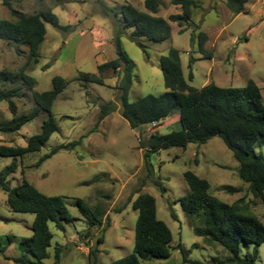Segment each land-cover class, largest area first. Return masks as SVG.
<instances>
[{"label":"rangeland","instance_id":"1","mask_svg":"<svg viewBox=\"0 0 264 264\" xmlns=\"http://www.w3.org/2000/svg\"><path fill=\"white\" fill-rule=\"evenodd\" d=\"M192 1L200 9L193 11L189 25L180 27L172 23L168 41L157 44L140 39L148 47L146 53L129 39L131 29H126L121 36L122 49L135 64L129 101L135 103L147 95L160 96L166 92L160 62L171 48L180 51L184 76L191 87L202 89L215 84L244 88L252 80L261 90L264 101V0H248L245 12L239 16L227 8L224 0ZM9 2L15 13L0 1V20L17 21L20 14L33 15L41 10H51L61 25L71 26L65 33L46 25L47 34L40 46L39 61L27 66L25 71L36 81L33 90L18 78L27 64L29 48L15 47L0 40V92L15 87L22 89L13 99L17 106L16 116L11 113L7 101L0 103V125L35 110L33 94L51 91L55 77L68 82L52 108L57 132L41 151L17 159V172L8 180L9 186L16 188L25 178L44 195L62 197L69 212L70 222L59 220L64 231L57 228V223H49L53 235L50 258L42 264H54L58 247L62 248L59 264H111L133 254L138 219V211L133 205L138 197L146 194L156 199L157 218L170 228L173 247L181 243L188 259L203 264H213L214 258L227 259L230 253L224 247L195 234L204 228L202 216L190 215L182 206L181 199L190 192L185 177L187 172L207 180L211 194L216 198L229 205L240 203L245 212L257 216L264 224V203L252 192L250 184L241 179L240 164L220 137L206 143H191L186 148L151 151L150 135L179 130L177 117L165 121L162 127L132 129L121 115L120 72L110 70L102 74L104 85L79 80L82 72L99 76L98 67L117 58L115 40L124 27L121 10L131 4L146 12L145 0ZM161 2V10L155 17L168 20L170 15L181 13L180 6L172 5L171 0ZM186 28V33H179ZM203 34L206 40L201 51L199 44ZM191 59L195 63L192 66L194 80L190 82L188 65ZM108 103H113L116 111L98 125L102 106ZM48 118L47 112L40 111L37 118L19 132L0 133V145L26 147L29 139L41 132ZM74 142L79 143L61 149L41 167H34L55 147ZM261 152L264 155V144L257 150V153ZM13 162V158L0 156V172ZM226 186L239 191L226 193ZM77 200H82L93 211L99 208L105 213L102 225L97 223L91 227L80 213ZM34 219L33 214L12 212L7 195L0 190V250L6 248L5 256L16 258L21 255L16 243H7V236L32 237ZM88 233L90 237H87ZM103 236L104 243L98 245V239ZM95 247L98 252L89 259V252ZM254 248L243 244L241 256L255 257ZM182 262V253L173 249L168 260L149 259L142 264ZM0 264L14 263L0 254ZM256 264H264V244L259 248Z\"/></svg>","mask_w":264,"mask_h":264},{"label":"trees","instance_id":"2","mask_svg":"<svg viewBox=\"0 0 264 264\" xmlns=\"http://www.w3.org/2000/svg\"><path fill=\"white\" fill-rule=\"evenodd\" d=\"M0 1L12 10L9 0ZM224 1L227 8L237 16L245 12L248 2V0ZM171 3L180 6L181 13L170 15L168 20L155 17L161 10V0H145L146 12L140 11L131 4H126L121 10L124 27L115 40L117 58L100 65L98 67L99 76L82 72L79 80L104 85L102 74L110 70L120 72L122 80L118 90L122 106L121 115L132 129L142 126L162 127L165 121L177 117L179 130L167 134L155 132L150 135L149 149L151 151L171 147L186 148L191 143H206L214 137H220L240 164L241 179L250 184L252 192L264 203V155L262 152L257 153L258 148L264 144V101L261 90L254 81L250 80L244 88H225L215 84L202 89L193 88L184 76L180 51L171 48L160 62L166 92L160 96L147 95L135 103L129 101V94L134 83L135 64L123 51L121 36L126 33V29H131L129 39L145 53L148 47L140 39H148L157 44L168 41L172 31L171 24L176 23L180 27L189 25L193 11L200 9L199 5L192 0H171ZM12 12L15 13L13 10ZM47 24L60 32L66 33L71 29V26L61 25L59 18L51 10H41L33 15L20 14L17 21L0 20L1 41L14 44L15 47L29 48L27 64L18 75L19 80L29 90L34 89L36 81L25 73L26 67L39 61L40 46L47 34ZM186 31L187 28L180 30L179 33L184 34ZM200 38L199 46L203 51L206 35L203 34ZM192 41H195L194 37ZM17 52L19 55L22 53L19 48ZM194 63L195 60L191 59L188 65L190 82L194 80L192 72ZM52 85L53 89L49 92L33 94L37 108L30 114L14 118L8 124L0 125V133H17L26 124L35 120L40 111L49 114L41 132L32 136L26 147L0 145V156L14 159L11 165L0 172V190L7 195L8 207L14 213H28L35 216L32 237L20 239L11 235L7 236L8 244L16 243L18 246L21 253L19 257L5 256V247L0 250L5 260L12 261L14 264H42L49 259V248L53 239L49 223H57V228L64 231V226L60 221H71L62 197L44 195L25 178L16 188H11L8 184L9 178L17 172L16 160L41 151L58 130V125L52 115V108L58 96L67 88L68 82L61 77H55ZM21 90L20 87H15L0 92V103L7 101L14 116L17 115V106L13 99L19 95ZM114 111L116 107L113 103L102 106L98 125ZM78 143L55 147L34 167H41L61 149L75 146ZM185 177L190 192L181 199L182 206L188 214L202 216L204 223V228L197 230L195 234L221 245L230 253L227 259L214 258L211 262L213 264H256L259 248L264 244V224L260 219L245 212L238 202L229 205L216 198L211 194V185L207 180L201 179L192 172H187ZM161 190L165 192V188L161 187ZM224 191L232 194L238 192L239 189L226 186ZM77 206L91 227L96 226L97 223L102 225L105 213L99 208L93 211L82 200H77ZM133 206L138 211L134 252L111 264H142L143 261L149 259L168 260L173 249L182 253V264H203L188 259L181 243L176 247L172 246L173 234L170 228L157 218L156 199L153 196L141 195L135 200ZM172 216L175 218L174 213ZM89 233L87 237H90ZM97 243L98 245L103 244L104 236L99 238ZM243 244L255 247V257L241 256ZM61 251V247L56 248L54 264H59ZM97 252V247L90 250L89 259Z\"/></svg>","mask_w":264,"mask_h":264},{"label":"crops","instance_id":"3","mask_svg":"<svg viewBox=\"0 0 264 264\" xmlns=\"http://www.w3.org/2000/svg\"><path fill=\"white\" fill-rule=\"evenodd\" d=\"M239 16V15H238Z\"/></svg>","mask_w":264,"mask_h":264}]
</instances>
